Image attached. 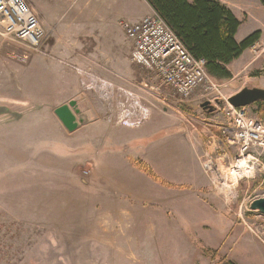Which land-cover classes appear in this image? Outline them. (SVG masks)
I'll list each match as a JSON object with an SVG mask.
<instances>
[{
    "label": "rangeland",
    "instance_id": "rangeland-1",
    "mask_svg": "<svg viewBox=\"0 0 264 264\" xmlns=\"http://www.w3.org/2000/svg\"><path fill=\"white\" fill-rule=\"evenodd\" d=\"M24 1L37 14L36 0ZM235 2L245 34L261 31L262 38L255 51L250 48L243 54L242 66L252 63L247 71L236 79L233 75L230 81L214 80L221 96L212 97L218 100L203 99L198 91L190 101H181L155 75L132 63L136 79H105L115 96L101 103L110 116L122 122L117 124L107 116L111 121L107 122L105 146L89 144L81 130L73 135L66 132L58 144H51L60 152V162L76 158L68 177L53 174L63 170L60 164L53 168L44 164L42 178L37 179L42 183L32 185L34 179L15 166L17 161L8 160L3 149L0 151V264H71L74 255L83 251L88 260L83 264H221L222 258L236 264H264V215L251 210L254 201L264 198L263 172L239 181L225 193L213 186L198 160L197 168L191 170L198 179L195 191L180 187L188 180L179 179L168 165L175 161L168 155L183 148L179 128L189 133L195 145L198 143V155L213 151L211 137H217L216 127L226 122L225 99L244 87L264 88V54H260L264 48V6L256 0ZM243 34L242 28L240 41L247 37ZM134 99L142 102L143 113L124 120V110H132ZM206 102L217 111L204 110ZM247 113L263 118L257 105L248 107ZM157 145L168 147L159 153L166 158L154 156L151 149ZM46 146H38L39 156H48ZM235 152L222 148L215 154L232 157ZM85 155L96 158V170L106 186L124 188L129 198L114 193L106 196L99 187L88 188L85 182L91 178L94 161L78 158ZM165 190L180 200L164 199ZM97 231L114 233L116 246L84 247V242H106L81 239L84 236L80 233ZM207 250L216 252L219 259Z\"/></svg>",
    "mask_w": 264,
    "mask_h": 264
},
{
    "label": "crops",
    "instance_id": "crops-1",
    "mask_svg": "<svg viewBox=\"0 0 264 264\" xmlns=\"http://www.w3.org/2000/svg\"><path fill=\"white\" fill-rule=\"evenodd\" d=\"M220 1L241 20L236 12L235 0ZM36 6L41 26L49 35L44 53L31 52L0 34V151L3 149L8 160L17 161L15 166L24 169V174L29 176L30 180L34 179L32 185L42 183L43 180L37 179L42 178L44 164L50 168L60 164L59 167L65 171L59 170L53 173L56 177H68L71 174L72 163L76 158L73 161L60 162L57 160L60 152L51 145L53 142L58 144L60 137L67 136L66 132L73 135L81 130V134L89 144L105 146L107 122L111 121L107 116L110 114L94 91L91 76L103 80L114 78L115 82L136 79L131 62L133 45L127 39L121 24L140 22L154 12L146 0H106L105 4L103 0L100 2L36 0ZM242 28L243 35H246L243 21L236 36L238 42H242L239 40ZM126 42L129 47L124 46ZM242 58L243 56L229 67L235 79L252 66V63L242 66ZM73 101L78 104L80 116H86L88 122L81 125L76 132L70 133L58 119L55 111ZM159 110L157 109L158 112ZM113 118L112 122L122 124L117 122L115 117ZM178 130L181 136L178 139L183 144V148L168 155L175 157L174 162L168 163L169 170L174 175L178 174L179 179L188 180L180 187H190L198 191V179L191 172L193 166L195 168L198 166V143L195 145L188 138L189 133L186 131L181 128ZM42 144L47 145L48 156L45 158L38 155L40 153L38 146ZM48 144L51 146L48 147ZM151 150L154 156L163 157L164 155L159 153L168 151V147L157 145ZM78 158L94 161L90 180L82 181L81 184L86 183L88 188L99 187L106 196L114 193L122 198H129V194H124V188L116 184L106 186L103 183L96 170V158L93 155ZM43 159L50 161L45 163L42 162ZM175 163L179 164L177 168ZM183 196L188 197L189 194ZM179 197L170 190L164 191L163 198L168 201L177 198L180 200ZM80 234L84 236L81 239L87 241H106L84 242L82 245L90 247L89 249L98 245L116 246L113 237L115 234L112 232L97 231ZM74 256L71 264H83L88 261L85 260L87 257L85 251Z\"/></svg>",
    "mask_w": 264,
    "mask_h": 264
},
{
    "label": "built area",
    "instance_id": "built-area-1",
    "mask_svg": "<svg viewBox=\"0 0 264 264\" xmlns=\"http://www.w3.org/2000/svg\"><path fill=\"white\" fill-rule=\"evenodd\" d=\"M121 26L133 45L131 62L155 75L173 96L190 101L200 91L201 97L211 102L218 100L212 96H221L219 86L207 72V63L194 58L155 11L140 22H123ZM0 34L39 54L44 53L49 38L39 17L24 0H0ZM256 48L257 44L251 50ZM260 54H264V48ZM91 84L101 101L107 103L115 96L106 80L91 76ZM225 102L226 122L216 127L219 135L211 137L213 151L198 155V159L215 188L231 185L234 189L239 181L250 180L257 172L264 174V118L249 115L247 108L233 107L228 99ZM131 107L124 110V120L143 113L140 100H132ZM222 148L236 152L232 157H217L215 152Z\"/></svg>",
    "mask_w": 264,
    "mask_h": 264
},
{
    "label": "trees",
    "instance_id": "trees-1",
    "mask_svg": "<svg viewBox=\"0 0 264 264\" xmlns=\"http://www.w3.org/2000/svg\"><path fill=\"white\" fill-rule=\"evenodd\" d=\"M174 31L186 49L198 60H204L208 74L216 81H230L229 67L257 44L262 32L256 31L238 42L242 25L235 14L220 0H146ZM264 6V0H259ZM264 118V103L255 104ZM219 259L216 252H206ZM221 264H236L226 258Z\"/></svg>",
    "mask_w": 264,
    "mask_h": 264
},
{
    "label": "water",
    "instance_id": "water-1",
    "mask_svg": "<svg viewBox=\"0 0 264 264\" xmlns=\"http://www.w3.org/2000/svg\"><path fill=\"white\" fill-rule=\"evenodd\" d=\"M228 102L235 108H247L257 103H264V88L244 87L237 94L229 98ZM202 108L209 110L210 113L217 110L210 102L202 104ZM55 114L70 133L76 132L80 129L81 125L88 122L86 116H80L76 101L59 107L55 111ZM251 210L264 215V198L254 201L251 204Z\"/></svg>",
    "mask_w": 264,
    "mask_h": 264
},
{
    "label": "bare ground",
    "instance_id": "bare-ground-1",
    "mask_svg": "<svg viewBox=\"0 0 264 264\" xmlns=\"http://www.w3.org/2000/svg\"><path fill=\"white\" fill-rule=\"evenodd\" d=\"M233 187L231 185H227L224 188H222L221 190L225 193H227V191H232Z\"/></svg>",
    "mask_w": 264,
    "mask_h": 264
}]
</instances>
